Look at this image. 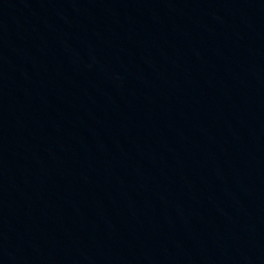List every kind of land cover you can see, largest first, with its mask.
<instances>
[{
  "label": "water",
  "instance_id": "95a60500",
  "mask_svg": "<svg viewBox=\"0 0 264 264\" xmlns=\"http://www.w3.org/2000/svg\"><path fill=\"white\" fill-rule=\"evenodd\" d=\"M0 264H264V0H0Z\"/></svg>",
  "mask_w": 264,
  "mask_h": 264
}]
</instances>
